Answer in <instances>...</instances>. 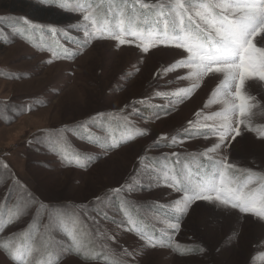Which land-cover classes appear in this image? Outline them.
<instances>
[{"label": "rangeland", "instance_id": "obj_1", "mask_svg": "<svg viewBox=\"0 0 264 264\" xmlns=\"http://www.w3.org/2000/svg\"><path fill=\"white\" fill-rule=\"evenodd\" d=\"M21 2L51 10L65 22L38 21L28 14L33 9L23 10ZM127 2L0 0V237L6 238H0V248L14 250L17 246L11 243L9 247L7 240L15 237L23 244L26 253L21 254L28 264L35 257L36 264H119L126 259L124 249L135 251L136 264H264V220L254 215L218 202L215 206L202 202L180 220V229L168 227L177 222L170 205L182 193L167 187L171 181L165 174L176 176L177 182L198 181L215 171L216 159L227 155L228 162L236 165L228 174L242 185L248 174L239 169L264 174V141L256 132L244 131L213 154V160L200 155L216 137L208 128L189 129L188 125L194 121L218 126V118L205 119L218 106L204 107L218 81L202 84L184 96L179 89L190 87V81L178 79L177 72L164 71L183 58V50L158 44L143 52L138 45L146 42V34H159L162 27L157 23L158 10L133 8V0ZM12 5L23 13L12 12ZM79 8L88 9L97 28L111 32L119 31L117 21L123 10L125 29L140 36L126 32L125 39L132 43L124 45L110 37L85 44L83 16L74 10ZM177 71L186 74L183 69ZM246 88L258 101L252 109V127L264 126V88L252 81ZM156 92L169 95L156 97ZM138 100L147 103L137 104L139 111L131 113L126 106ZM97 113L103 116L79 127ZM65 127L73 131L62 133ZM162 135L168 137L167 145L161 141L157 146L154 141ZM109 145L116 147L106 150ZM174 151L178 159L170 156ZM164 155L170 156L168 161ZM81 166L90 168L83 171ZM13 174L38 199L47 201L50 211L75 209L80 222L75 226L61 222L50 230L43 228L44 221L28 229L14 228L18 223L7 226L23 194L5 183ZM125 182L137 187L127 197L130 203H125L123 194H110ZM250 188L257 189V198L264 195V181L259 178H254ZM106 193L104 205L94 202L95 196ZM91 217H96L95 223ZM141 233L155 247L141 241ZM177 247L194 251L181 254ZM200 247L205 251H198ZM0 264L16 263L0 250Z\"/></svg>", "mask_w": 264, "mask_h": 264}, {"label": "snow or ice", "instance_id": "obj_2", "mask_svg": "<svg viewBox=\"0 0 264 264\" xmlns=\"http://www.w3.org/2000/svg\"><path fill=\"white\" fill-rule=\"evenodd\" d=\"M47 2L51 3V0H47ZM125 4H127V0H125ZM136 5H139L141 9H157V23L162 24L159 34L149 31L145 37L146 42L142 40L138 45L143 52H149L150 48L158 44L170 45L183 50L180 53L183 58L176 60L164 71L177 72L178 79L190 81V87L179 89L184 96L202 84L218 81L204 106L205 108L211 105L218 106V111L212 112L205 118L211 120L218 118V126L216 124H198L194 121H189L188 125L189 129L208 128L211 135L216 137V141L210 147H206L200 155L213 160V154H219L225 145L230 141H235L244 131L256 132L257 136L264 141V126L252 127V116L255 115L252 109L257 106L258 101L255 96L248 94L246 88V83L250 81L256 82L264 88V0H155V2L133 0L131 7L135 8ZM74 10L81 12L83 16L82 28L86 38L85 44L93 39L110 37L118 41L120 45H124L132 43L125 39L126 32L133 37L139 38L140 36V33L135 30L129 32L125 29L123 10H121L117 21L118 32L97 28L96 21L92 19L91 13L86 8ZM89 21L91 22L89 23ZM55 31L56 29L53 28V32ZM179 69L185 70L186 74L181 75L177 71ZM166 95L169 93H155L156 97ZM144 103L147 101L138 100L126 107L131 109V113H137L139 109L136 105ZM196 115L199 117L201 113L197 112ZM102 116L103 113L89 116L85 123L80 124L79 127H84L88 121L95 122ZM157 118L159 117L157 116ZM61 131L63 133L73 130L65 127ZM185 131L187 132L188 129ZM144 134L141 132V135ZM49 139L52 143L57 142L51 137ZM61 139H63L62 136ZM167 140L168 137L162 135L154 143L158 146L161 141H164L167 145ZM171 141L172 144H176L177 138L172 136ZM29 142L31 143V141ZM113 147L116 145H109L106 150ZM170 156L178 159L179 153L174 151L170 153ZM170 156L164 155L163 159L168 161ZM3 167L7 169L9 166L5 163ZM235 168V164L228 162L227 155H223L214 161L215 171L198 181L186 178L183 182H177L176 176L165 174V179L171 181L167 187L176 193H182V196L170 205L174 208L173 219L177 222L169 223L168 227L172 230L180 229V220L186 215H190L195 208H199L202 202H211L214 206L218 202L224 208L230 207L240 213L254 215L260 220H264V195L257 198L255 195L257 189L250 188V185L254 183V178L264 181V174L253 172L250 168L239 169L242 173L248 174L247 179L241 185L238 179H232L228 174L229 170ZM5 183L23 193L19 202L15 204L7 226L18 223L26 217L28 218L26 228L31 227L33 223L44 221L42 226L45 230H50L61 222L70 223L73 226L80 222L79 214L75 209L70 210V213L50 211L49 203L38 199L36 194L18 176L10 175ZM136 190V186L125 182L113 187L110 194L116 196L123 194L125 203H130L127 197L134 194ZM5 191L7 193V189ZM108 195L109 193L103 197L95 196L94 202L104 205ZM100 212L106 215L102 207ZM62 217L63 220H61ZM90 219L93 223L96 222V217ZM128 222L131 223V220ZM0 230L3 229L0 228ZM69 235L72 236V233L69 232ZM72 239L75 240V237L72 236ZM139 239L148 246L155 247L151 238H146L142 233ZM0 250L6 251L14 262L20 261L21 264H25L26 256L21 254L19 247L14 250L2 247ZM76 250L79 252V246ZM197 250L205 251L203 247ZM70 251V249L62 250L61 255ZM176 251L185 254L194 250L177 247ZM123 255L126 259L120 260L119 264H136L135 251L124 249Z\"/></svg>", "mask_w": 264, "mask_h": 264}, {"label": "trees", "instance_id": "obj_3", "mask_svg": "<svg viewBox=\"0 0 264 264\" xmlns=\"http://www.w3.org/2000/svg\"><path fill=\"white\" fill-rule=\"evenodd\" d=\"M20 4H22V7H24V8H22L23 10H26L28 8L33 9V10H29L28 14H29V16L37 19L38 21L40 20L42 22L44 19H47L46 21H43V22H48L49 23L51 21V24H49V25H54L53 22H55V23L65 22V20L62 19V16H61V18H58V16H54L52 14L51 10H45V9L43 10L42 8L34 9V7H32V6L28 5V4H25L23 2H21ZM127 4H129V3L127 2ZM11 9H12V12L18 11L20 13H23L22 10H14L15 9L14 5L11 6ZM46 11H49V12H46ZM29 16H27V17H29ZM89 168H90V166H81L80 167V169L83 170V171H85V170H87ZM201 169H204L203 166H200V170ZM100 262L102 263V261H100Z\"/></svg>", "mask_w": 264, "mask_h": 264}, {"label": "crops", "instance_id": "obj_4", "mask_svg": "<svg viewBox=\"0 0 264 264\" xmlns=\"http://www.w3.org/2000/svg\"><path fill=\"white\" fill-rule=\"evenodd\" d=\"M28 221V220H27ZM27 224V222H26V220L24 219V220H22V221H20V222H18V225L16 226V227H14V228H18V227H23V229H25L26 227H25V225ZM29 228V227H28ZM27 228V229H28ZM37 228V231L39 232V228H38V226L36 227ZM25 230L24 232H26L25 233V235H24V237H23V240L25 241V239H27V235H28V231L29 230ZM50 232V231H49ZM7 243H8V245H9V247H10V244L12 243V245H16L17 247H19L20 248V251L22 252V253H26V252H23V244H19V242H18V240L15 238V237H13L12 239H9V240H7ZM6 252V251H5ZM55 252H57V250L55 251ZM53 256L55 255V253H53L52 254ZM12 260V259H11ZM13 261V260H12ZM36 261H37V258L35 257V258H33L32 260H31V263L30 264H36ZM14 262V261H13ZM14 263H16V264H21V262L20 261H16V262H14ZM25 264H28V261L27 262H25Z\"/></svg>", "mask_w": 264, "mask_h": 264}]
</instances>
